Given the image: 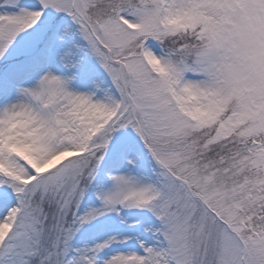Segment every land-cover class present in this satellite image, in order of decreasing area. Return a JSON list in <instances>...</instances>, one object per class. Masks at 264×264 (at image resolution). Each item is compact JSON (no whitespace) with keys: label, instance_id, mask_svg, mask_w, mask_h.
Here are the masks:
<instances>
[{"label":"snow or ice","instance_id":"obj_1","mask_svg":"<svg viewBox=\"0 0 264 264\" xmlns=\"http://www.w3.org/2000/svg\"><path fill=\"white\" fill-rule=\"evenodd\" d=\"M0 264H264V0H0Z\"/></svg>","mask_w":264,"mask_h":264}]
</instances>
